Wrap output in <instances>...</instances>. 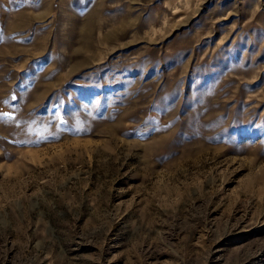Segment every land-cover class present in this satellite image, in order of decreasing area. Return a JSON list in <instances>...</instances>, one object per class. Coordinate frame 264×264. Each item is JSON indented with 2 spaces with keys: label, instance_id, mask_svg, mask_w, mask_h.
I'll return each instance as SVG.
<instances>
[{
  "label": "rangeland",
  "instance_id": "374dc122",
  "mask_svg": "<svg viewBox=\"0 0 264 264\" xmlns=\"http://www.w3.org/2000/svg\"><path fill=\"white\" fill-rule=\"evenodd\" d=\"M0 264H264V0H0Z\"/></svg>",
  "mask_w": 264,
  "mask_h": 264
}]
</instances>
